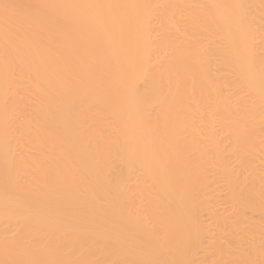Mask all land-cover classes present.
Instances as JSON below:
<instances>
[{
  "label": "bare ground",
  "instance_id": "obj_1",
  "mask_svg": "<svg viewBox=\"0 0 264 264\" xmlns=\"http://www.w3.org/2000/svg\"><path fill=\"white\" fill-rule=\"evenodd\" d=\"M0 264H264V0H0Z\"/></svg>",
  "mask_w": 264,
  "mask_h": 264
}]
</instances>
